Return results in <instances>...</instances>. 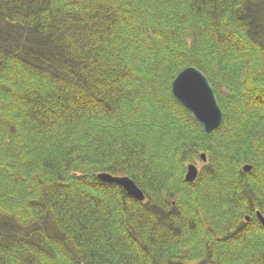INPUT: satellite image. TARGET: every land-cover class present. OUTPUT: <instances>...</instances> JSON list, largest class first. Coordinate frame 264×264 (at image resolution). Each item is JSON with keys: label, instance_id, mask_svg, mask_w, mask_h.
<instances>
[{"label": "trees", "instance_id": "trees-1", "mask_svg": "<svg viewBox=\"0 0 264 264\" xmlns=\"http://www.w3.org/2000/svg\"><path fill=\"white\" fill-rule=\"evenodd\" d=\"M192 66L224 115L209 134L172 95ZM255 211L264 0H0V264H264Z\"/></svg>", "mask_w": 264, "mask_h": 264}, {"label": "water", "instance_id": "water-1", "mask_svg": "<svg viewBox=\"0 0 264 264\" xmlns=\"http://www.w3.org/2000/svg\"><path fill=\"white\" fill-rule=\"evenodd\" d=\"M173 94L182 106H185L197 122L211 133L220 127L223 115L217 102L216 94L204 74L197 69H186L174 80ZM250 169V168H249ZM186 181L195 182L198 171L194 165L188 168ZM98 179L110 184L119 185L125 192L139 201L145 200V195L138 185L128 177H114L107 174H99ZM260 222L264 226V218L258 213ZM264 255V254H263Z\"/></svg>", "mask_w": 264, "mask_h": 264}, {"label": "rangeland", "instance_id": "rangeland-1", "mask_svg": "<svg viewBox=\"0 0 264 264\" xmlns=\"http://www.w3.org/2000/svg\"><path fill=\"white\" fill-rule=\"evenodd\" d=\"M192 68H195V69H197L196 67H189V68H185V69H183V70H181V72L182 71H184V70H186V69H192ZM199 72H200V70L199 69H197ZM181 72L179 73V75L181 74ZM200 73H202V72H200ZM202 74H204L205 75V73H202ZM178 75V76H179ZM177 76V77H178ZM176 77V78H177ZM205 77L208 79V77L205 75ZM175 78V79H176ZM174 79V80H175ZM174 80L172 81V83L174 82ZM216 81V80H215ZM208 82L211 84V87H212V89H213V91H214V88H213V85H212V83L209 81V79H208ZM218 81H216L215 83H217ZM172 85V84H171ZM219 86V85H218ZM220 87V86H219ZM223 87V86H222ZM214 94H216V92L214 91ZM172 95L174 96V94H173V85H172ZM175 97V96H174ZM216 98H217V94H216ZM175 99L177 100V98L175 97ZM178 101V100H177ZM217 102H218V98H217ZM178 103H180L179 101H178ZM219 105V104H218ZM219 107H220V105H219ZM187 109V108H186ZM188 110V109H187ZM220 110H221V107H220ZM221 113H222V110H221ZM191 114V113H190ZM192 115V114H191ZM224 116V115H223ZM193 117V116H192ZM195 118V117H194ZM196 120V119H195ZM196 122H197V120H196ZM198 123V122H197ZM199 124V123H198ZM200 125V124H199ZM240 126V125H239ZM200 127H202L201 125H200ZM203 128V127H202ZM219 128V127H218ZM217 128V129H218ZM204 129V128H203ZM216 129V130H217ZM241 129H242V127H241ZM239 130V129H238ZM246 130H247V132H246V134H243V135H240L239 136V138H238V140H239V142H243L244 144L245 143H247L246 141H248L249 139H250V136H249V132H248V129L246 128ZM204 131H205V129H204ZM215 131V130H214ZM213 131V132H214ZM230 133H231V130L229 131ZM205 133H207L206 131H205ZM212 133V132H211ZM262 133V131H260V133L259 134H261ZM209 134V133H208ZM246 139V140H245ZM243 143H242V145H243ZM248 144V143H247ZM247 146V145H246ZM249 146V145H248ZM208 161L209 160H207V157H206V155L205 154H201L200 155V159H198L197 161H196V163L195 164H193V163H191V164H188L187 166H186V174H185V181H186V176H187V174H188V168H189V166L190 165H194L195 166V168H196V170L198 171V176H197V179L200 177V175H201V173H202V170H203V168H204V166H206L207 165V163H208ZM247 162V161H246ZM246 162H244V163H241L242 165H240L239 166V168L241 167V169L242 170H244V171H246V172H251L252 170H254V168H253V166L252 165H250V164H248V163H246ZM250 168V169H249ZM99 174H107V175H112V176H114V177H128V178H130L128 175H124V174H121V175H114V174H109V173H106V172H101V173H99ZM99 174H98V177H99ZM97 177V178H98ZM131 180H133L132 178H130ZM197 179H196V181H197ZM98 180H100V181H102L101 179H98ZM134 181V180H133ZM196 181L195 182H190V183H196ZM102 182H104V181H102ZM188 182V181H187ZM104 183H106V182H104ZM134 183L136 184V182L134 181ZM114 184V183H113ZM116 185V184H115ZM138 185V184H137ZM119 186V185H118ZM120 187V186H119ZM138 187H139V185H138ZM120 188H122V186L120 187ZM123 189V188H122ZM139 189L142 191V189L139 187ZM124 190V189H123ZM125 191V190H124ZM143 192V194H144V191H142ZM126 193V192H125ZM127 194V193H126ZM128 195V194H127ZM145 195V194H144ZM129 196V195H128ZM132 197V196H131ZM133 198V197H132ZM135 198V197H134ZM136 199V198H135ZM136 200H138V199H136ZM139 201V200H138ZM145 201H147V197H146V195H145V200L142 202V201H139V202H141V203H144ZM258 213H260L261 215H262V213L260 212V211H255V215H256V217H257V219L259 220V217H258ZM251 216V215H250ZM250 216H246L245 217V221H247V222H249L250 220H251V218H250ZM262 217L264 218V216L262 215ZM260 221V220H259ZM263 225V224H262ZM264 227V226H263ZM263 254H264V252H263Z\"/></svg>", "mask_w": 264, "mask_h": 264}]
</instances>
